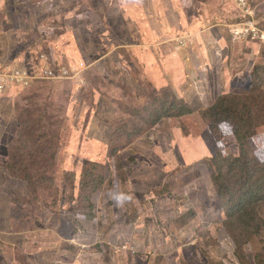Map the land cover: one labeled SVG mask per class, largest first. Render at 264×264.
<instances>
[{
  "label": "rangeland",
  "instance_id": "374dc122",
  "mask_svg": "<svg viewBox=\"0 0 264 264\" xmlns=\"http://www.w3.org/2000/svg\"><path fill=\"white\" fill-rule=\"evenodd\" d=\"M249 1L264 31V0ZM238 8L0 1V24L11 18L22 37L0 28V52L15 56L10 79L30 72V88L6 94L1 122L31 115L43 158L24 179L10 169L11 146L0 156V264H264V193L253 198L258 179L246 185V167L264 170V32L242 30ZM44 44L74 68L72 80H32ZM224 95L233 114L216 111ZM239 114L244 144L230 127Z\"/></svg>",
  "mask_w": 264,
  "mask_h": 264
},
{
  "label": "trees",
  "instance_id": "16d2710c",
  "mask_svg": "<svg viewBox=\"0 0 264 264\" xmlns=\"http://www.w3.org/2000/svg\"><path fill=\"white\" fill-rule=\"evenodd\" d=\"M26 1H32V0H26ZM42 26H43V24L40 23L36 27L35 31L40 30ZM15 34H17L20 37V39H22V37L18 34L17 31L15 33H13L14 36H15ZM34 42H36V41H33L32 43H34ZM3 46L7 47V43H3ZM43 50H45L46 52L49 53V56L47 57L46 60L44 58H42V56H41V51H43ZM9 52H11V51L8 50V52H5V51L0 52V65H3L4 63H13L15 56L10 58L9 57V55H10ZM63 55L66 57L67 53L65 51H63ZM68 57L73 59V53L69 54ZM61 58H62V53L56 54V53L52 52V49H51L49 44H44L42 49H40L39 51L37 50L35 52V61L38 62V63L43 64L44 74H43V76L36 78L34 80V82L39 80V79H41V78L44 79V80H46V79L53 80L51 78V74L49 73L48 70L49 69L50 70L57 69L60 66V64H61L60 60H64V59H61ZM7 59H8V61L6 62ZM62 64H68V63H62ZM62 80L63 81L72 80V78L71 79H62ZM28 88H30V87H19L18 88V92H23V91H25ZM249 90L252 91L251 89H249ZM13 91H16V89L8 90L5 93H8V92L13 93ZM226 96L227 95L222 96V99L220 97L218 99L217 103H214L213 106H211L209 109L218 108L219 107V100L221 99L222 100V104L219 107V109H216V111H218L220 114H227V113L233 114L234 112H236V110L233 111L232 108H226L225 107L224 103H225ZM247 108H249V107H247ZM205 113H207V110H205ZM194 114L195 113L192 110H190L189 112L181 114V115L180 114L179 115H174V117L175 118H181V117L186 116V115H189V117H191L192 115L194 116ZM20 117L21 116H18L20 129H19V132H18L17 136L15 137V139H14L12 145H11V149L14 150L13 151L14 152L13 153L14 156H12V159L14 160V162L11 163L10 169H14V171H15V173L17 175H19L22 178L26 179V177H25L26 175H28L30 177L33 176L32 173H31V172H34L33 171V167L37 163V160H42L43 161V158H42V153H39V151H36L37 147L36 146L34 147V145L36 143H39V139H34V136H33V133H32V130H34V126H32V124L29 123V122L32 123V122H34L36 120L33 119L31 115H28V116H25V119H24L28 123H23V122H20ZM237 117H241L239 119L240 120V124L238 125V123L237 124L234 123V126L232 124V126L230 125V127H231L233 133L237 137H239V140L242 142V144H244L243 138L245 137V135L244 136L241 135V129H244L245 126H248V123H246L244 121V119L246 118L245 114H239ZM187 121L189 122V120H187ZM195 122H197V125L201 129V126H202L201 124L202 123H200L198 120L195 121ZM23 126L26 128V131H24V135H23L24 137H21L20 135H22V134H20V131L25 129ZM43 136H45V134ZM16 144H18V148L17 149H16ZM40 144H41V141H40ZM13 145H14V147H13ZM228 157H230V156H224L223 160H226ZM216 158L220 159L221 156L219 155ZM244 159H246L245 156L242 159L241 158H235L233 160V162L235 163V165H237V167L243 168L244 165H245V163L243 165V160ZM38 165H40V164L38 163ZM40 168L43 169L44 167L40 166ZM246 171L248 173L247 174V180L248 181L246 183L247 188H250V186H251L249 184L250 180L254 179V181H255V180L258 179L257 181H255L252 194H253V198L257 197V198L261 199L260 194L264 193V170L263 169L251 170V168L246 167ZM254 171H257L256 179H255V174L253 173ZM223 178H224V175L221 173L218 178H215L216 183H217V181H220ZM217 185L219 186L220 189L224 188V185H219L218 183H217ZM219 188H218V190L220 191ZM250 189H252V187ZM258 192H259V195H258ZM242 205H243V203H240L239 206L235 207V210H237V209L240 210ZM232 211H234V210H232ZM236 212L239 213V211H236ZM241 221L243 223H247V221L244 222L243 219H241Z\"/></svg>",
  "mask_w": 264,
  "mask_h": 264
},
{
  "label": "built area",
  "instance_id": "2783aa9c",
  "mask_svg": "<svg viewBox=\"0 0 264 264\" xmlns=\"http://www.w3.org/2000/svg\"><path fill=\"white\" fill-rule=\"evenodd\" d=\"M237 4L239 5L238 10H240V14L243 16L242 20L240 21V26L242 30H245L247 33H253L254 35L260 32H264L261 24V18L257 16L251 2L249 0H236ZM252 10H251V8ZM254 10V11H253ZM245 19V20H244ZM42 58H46V54H41ZM33 61V58H30ZM12 63H4L0 65V94H4L8 90L16 89L19 87H27L30 85L29 78L30 72L29 69L26 67H19L23 70L19 71L20 80L15 79V77L10 79L11 76V65ZM42 65V64H41ZM43 66V65H42ZM74 69V68H73ZM71 68L69 64H60L57 69L48 70L51 74V78L55 80H62V79H71L74 77V70ZM41 70V75H34L31 70V78L34 81L36 78L43 76L44 70ZM57 74H59L60 78H58Z\"/></svg>",
  "mask_w": 264,
  "mask_h": 264
},
{
  "label": "crops",
  "instance_id": "0c3cea01",
  "mask_svg": "<svg viewBox=\"0 0 264 264\" xmlns=\"http://www.w3.org/2000/svg\"><path fill=\"white\" fill-rule=\"evenodd\" d=\"M0 1H2V0H0ZM25 1L26 0H24V2ZM149 2L152 3V4H155L156 3V0H149ZM8 3H9V1H8ZM169 9L172 10L173 12H175V9L172 8V5L169 6ZM1 11H3V10H1ZM160 11H162V13H166L168 11V9L165 8V7H162V8H160ZM105 15H106V19H107L106 21L108 22L109 19H108V14L106 12L104 13V17H105ZM136 18H138V15H137ZM2 20H3V23L0 24V28H1V26H6V27L3 28L5 32L7 31L6 34H5V38H7V36H9V34H11V37H14L13 33H15L16 30H18V28L12 29V26L9 27L10 26V23L12 22L11 18H10V21H9V18H5V19H2ZM137 20H139L141 22L142 19H137ZM126 22H127V20H126ZM103 24L105 25L106 22L104 21ZM1 31H2V28H1ZM63 37L64 38H67V37L70 38L71 37L69 30H67V32L64 33ZM62 42H63V40L60 39V40H58L57 43L58 44H61ZM65 48H68V45H65ZM8 93H10V92H8ZM6 94L7 93L0 94V109H1L2 106L5 105L3 102H7L10 99V97H6ZM9 117L12 118V120H9L10 126L7 127L6 124L3 125L2 124L3 122H1L2 121V118H1V113H0V156L3 157L4 160L5 159H9V157H8V154H9L8 153V146L10 147L12 145V143H13L16 135L19 132V128H20L19 120L16 117V115L13 114V113H10L8 115V119H10ZM8 130H9V132L11 131V133H9ZM12 132H14V134H12ZM8 135L10 137H7ZM3 163H4V161L3 160H0V164H3ZM61 210H62V207H61ZM138 222H140V220H138Z\"/></svg>",
  "mask_w": 264,
  "mask_h": 264
}]
</instances>
